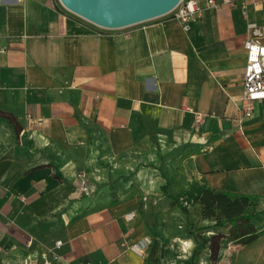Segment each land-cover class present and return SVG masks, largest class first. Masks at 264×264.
Listing matches in <instances>:
<instances>
[{
    "label": "crops",
    "instance_id": "1",
    "mask_svg": "<svg viewBox=\"0 0 264 264\" xmlns=\"http://www.w3.org/2000/svg\"><path fill=\"white\" fill-rule=\"evenodd\" d=\"M241 1L185 30L172 16L105 28L61 0H0V111L22 125L17 137L0 115V264H39L57 240L53 264H193L186 213L205 188L264 206V100L242 107L247 23L264 16ZM152 191L184 210L168 242L145 211ZM200 227L194 264L214 234L224 257L232 225ZM254 243L264 264V233Z\"/></svg>",
    "mask_w": 264,
    "mask_h": 264
},
{
    "label": "trees",
    "instance_id": "2",
    "mask_svg": "<svg viewBox=\"0 0 264 264\" xmlns=\"http://www.w3.org/2000/svg\"><path fill=\"white\" fill-rule=\"evenodd\" d=\"M0 115L12 127L16 136L19 137L22 125L18 119L3 111H0ZM163 190H166V186L163 187ZM259 200L256 197L233 194L208 187L198 195L196 204L200 210L202 220H210L214 226H223L227 223L231 224L230 237L236 245L246 246L255 240L258 235L264 233V229L257 230L256 228V224L264 217V207L257 209L260 204ZM186 216L187 235L192 237L196 242V248L191 257L192 263L194 264L198 251L204 248L203 244L196 238L195 232L202 230L203 227L198 226L194 228L191 222V215L186 213ZM225 237L222 233L211 236L209 245V261L211 264L217 263ZM236 253L237 249L232 247L225 255V258L229 260L230 264H234Z\"/></svg>",
    "mask_w": 264,
    "mask_h": 264
},
{
    "label": "built area",
    "instance_id": "3",
    "mask_svg": "<svg viewBox=\"0 0 264 264\" xmlns=\"http://www.w3.org/2000/svg\"><path fill=\"white\" fill-rule=\"evenodd\" d=\"M251 0H242L241 7L245 16H248V6ZM262 6L264 16V0H258ZM222 4L234 5V0H180L177 6L169 12L172 17L177 18L185 30H189L190 22L201 17L207 9H216ZM249 37L245 42L246 49V66L244 71V93L242 96V107L249 114L252 109V103L255 101L264 100V20L259 23L249 21L247 23ZM199 118V116H198ZM134 216L133 213L128 215V219ZM63 242L57 240L55 245L48 251V254H42L44 258L43 264H53V260L58 258L56 252L62 246ZM150 244V239L147 237L135 244L134 247L143 255L146 254V249ZM26 264H36L31 261Z\"/></svg>",
    "mask_w": 264,
    "mask_h": 264
},
{
    "label": "water",
    "instance_id": "4",
    "mask_svg": "<svg viewBox=\"0 0 264 264\" xmlns=\"http://www.w3.org/2000/svg\"><path fill=\"white\" fill-rule=\"evenodd\" d=\"M71 11L105 28H123L171 12L180 0H61Z\"/></svg>",
    "mask_w": 264,
    "mask_h": 264
},
{
    "label": "rangeland",
    "instance_id": "5",
    "mask_svg": "<svg viewBox=\"0 0 264 264\" xmlns=\"http://www.w3.org/2000/svg\"><path fill=\"white\" fill-rule=\"evenodd\" d=\"M67 11H70L71 13L83 19H86L81 15L71 11L70 9H68ZM168 16L170 17L172 16V14L168 13L160 17H168ZM146 21H150V20H146ZM159 196H160L159 191H154V192L152 191L151 193H149V198H148L149 203L148 205L146 204L148 207L145 208V211H147V214H149L152 217L153 219L152 222L155 224L154 228H157V230L159 229L161 231L163 235L161 241L168 242L171 239V235L173 231L177 234L176 236H179L181 231L183 232V228L181 227V225L184 226V218H183L184 214H182V211L184 210L181 208L182 205L179 204V201L174 199H169L167 197L161 199ZM141 203L143 204L142 200ZM263 207L264 206L262 205L261 202L257 207V209H262ZM191 215H192L191 222L194 228L200 226L203 223V220L200 217V210L197 204L192 209ZM200 237L202 238L203 234L200 233ZM254 241L255 240H253L251 243H253ZM251 243L248 244V246L246 245L247 246L246 247V246L236 245L234 241L232 242L231 247H235L238 251V254L235 257L234 264H255V243L254 244ZM177 249H178V245L176 246V250ZM6 256L9 255H7V253L2 252L0 250V263L2 262L3 259H5ZM38 263L43 264L44 261L38 260ZM204 264H211V262L209 261V256ZM216 264H230V263L229 260L225 258V256L221 257L219 253L218 261Z\"/></svg>",
    "mask_w": 264,
    "mask_h": 264
},
{
    "label": "bare ground",
    "instance_id": "6",
    "mask_svg": "<svg viewBox=\"0 0 264 264\" xmlns=\"http://www.w3.org/2000/svg\"><path fill=\"white\" fill-rule=\"evenodd\" d=\"M188 245V244H187ZM186 252V251H185Z\"/></svg>",
    "mask_w": 264,
    "mask_h": 264
}]
</instances>
